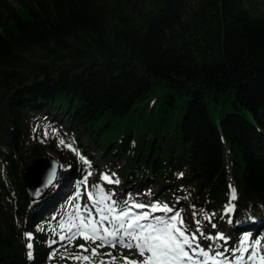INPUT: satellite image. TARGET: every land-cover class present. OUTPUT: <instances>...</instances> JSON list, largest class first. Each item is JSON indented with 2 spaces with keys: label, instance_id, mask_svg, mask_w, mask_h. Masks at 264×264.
<instances>
[{
  "label": "trees",
  "instance_id": "16d2710c",
  "mask_svg": "<svg viewBox=\"0 0 264 264\" xmlns=\"http://www.w3.org/2000/svg\"><path fill=\"white\" fill-rule=\"evenodd\" d=\"M14 1L17 9L0 0V264L87 262L63 242L58 219L41 212L55 188L30 203L20 175L65 144L75 155L64 174L79 178L89 166L96 199L99 187L118 207L188 208L204 237L225 235L201 237L212 256L259 232L264 257V14L254 15L250 0ZM156 85L167 92L154 110L144 99ZM178 97L186 98L181 116ZM138 102L142 123L119 132ZM101 253L90 264L125 257L113 247Z\"/></svg>",
  "mask_w": 264,
  "mask_h": 264
},
{
  "label": "snow or ice",
  "instance_id": "6c2138e0",
  "mask_svg": "<svg viewBox=\"0 0 264 264\" xmlns=\"http://www.w3.org/2000/svg\"><path fill=\"white\" fill-rule=\"evenodd\" d=\"M102 179L107 183H119L118 180L113 181L106 175L102 176ZM98 194L99 199H95L89 193V200L93 201L92 208L95 209L96 216H93V212L87 204L84 206L87 217L80 215V208L77 205V218L80 223L72 225V228H76L77 231L69 237L62 236L61 239H75L76 235L80 234L85 240L91 239L93 243L100 240V247L105 244L115 247L119 243L121 247L129 249L135 247L141 256H144L145 253L149 254L143 261H131L124 257V264H198L194 259L195 256L208 257V252L201 248L197 240V234L200 236L204 234L199 227L195 232H190L179 211H175L171 216H154L152 214L157 211L167 214L173 212V209L166 204L162 206L160 204L144 205L128 201H124L123 206L118 207V203L112 199V194H104L103 189L99 187ZM231 199H236L234 189ZM101 204L104 206L101 207ZM134 209H147V211L134 212ZM228 211H231V208ZM193 215L195 216V213ZM195 223L199 225L200 221L196 220ZM212 226L215 227V224ZM61 227L63 228L64 225ZM69 231L71 232V228ZM110 237L111 239H109ZM204 238L226 239L222 234ZM29 239H31L30 236ZM28 247L31 248L32 245L29 244ZM80 247L84 248L83 245ZM84 250L87 251L86 248ZM92 254L96 255L95 249L92 250ZM220 255L223 253H216V256ZM77 259L88 260L89 258L85 256L77 257ZM211 259L215 264V256ZM240 259L242 260L243 257ZM249 259H252V256ZM114 260L115 258H113ZM101 264L104 262L101 261ZM202 264H207V260ZM261 264H264V257H261Z\"/></svg>",
  "mask_w": 264,
  "mask_h": 264
},
{
  "label": "rangeland",
  "instance_id": "374dc122",
  "mask_svg": "<svg viewBox=\"0 0 264 264\" xmlns=\"http://www.w3.org/2000/svg\"><path fill=\"white\" fill-rule=\"evenodd\" d=\"M7 3L13 9H17V7H18L17 3L14 0H7ZM245 6L251 7L252 13L256 16H262L264 14V0H250L249 2H247L245 4ZM166 92H167L166 88H163L159 85H156L153 87L149 97L144 99V102H146L149 105V107L151 106V104L153 102H155L154 110H156L158 108V105L161 104V101L163 100V96H164V94H166ZM185 104H186V98L185 97H178L176 99V106H175L176 115H177V113L180 112V116H181V114L184 112V105ZM137 106H138V111H134L131 114H128L119 123V125H118V131L119 132H122V130L124 129V126L130 127L132 129H136L138 123L139 122L142 123L145 115L143 114V115L139 116V114H140L139 113L140 112V110H139L140 109V103L139 102L137 103ZM80 145L82 147H86L87 141L85 139H82L80 141ZM63 148H64L63 151H65L63 154L62 153L59 154L56 151L51 150V149L46 150V153L49 156H45V157L59 161L60 167L58 169L56 179H55L54 183L52 184V186L48 189V191L53 187L55 189L52 192V194L50 195V197L44 202V204H42L41 212L47 213V215H48L47 217H49L51 219L52 218L58 219L57 222L60 226V230L62 231L61 236L69 237V236H71V234L73 232L77 231L76 228H72L71 232L69 231V228H71V227H70L68 222L71 220V217L74 220L73 224L79 225V223H80L79 219L77 218V205H79V208H80V215L87 217V212H84L83 202H84V200H86L92 207L93 201L89 200V193H90V189H91L90 167L89 166H85V167L83 166L84 167L83 171H84L85 175L83 176V174H82V175H80L79 178H73L70 174L68 176L66 174H64V172H63L64 169H63L62 163L66 162L68 159H73L75 154H74V147H72L68 144H65L63 146ZM89 156L93 159L94 164L96 166H98L100 169H103L105 167L104 162L99 158L100 154L96 150H91ZM123 163H124V160L121 161V164H123ZM99 178L103 181L104 184L109 185L106 181H104L102 179V175L99 176ZM75 179H76L77 183L75 185H73L72 181ZM157 190H158L157 184H155L154 185V192H157ZM56 194H57V196H56ZM66 194L71 196V200L65 199ZM77 194H79V195H77ZM231 196H232V191L229 194L228 203L226 204V206L223 209V214L225 216H227V220L224 222V227H223L224 230L227 229V223L229 221V214L232 212L233 205H234V202L236 200V199L232 200ZM30 203H33V202L30 200ZM34 203H36V202H34ZM53 204H54V206L58 207L57 216H54V214L52 212V205ZM229 208H231V211H228ZM133 211L134 212H140V211H146V210L134 209ZM177 211L180 212V214L183 217L184 222H185V224H186V226L190 232H195L197 227H199L200 231L203 232L204 228L201 225L202 221H200L199 225H197L195 223V221L198 219H196V217L193 215L192 212H190L188 210V208H181L179 206ZM158 212L162 213L160 211H157L156 213H158ZM173 213L171 215H173ZM94 214L96 216V212ZM163 214H164V212H163ZM213 214H215V213H213ZM203 217L206 221L208 220V219H206L207 216H203ZM61 225H64V227L62 228ZM258 235H259V232H256L252 237L246 238L244 244L242 243L243 245H241L236 252H233L234 251L233 250L229 255H226V256H224V255L216 256V254H215L214 255L215 256V264H261V258H260V255L258 253V245H257ZM223 236L225 237V235H223ZM201 237L202 236L197 234L198 243L200 244V246L202 248L203 244H204L203 247H205V246H207V243L202 242L203 244L201 245V242H200ZM109 239H111V237ZM125 239L127 240L128 238H125ZM62 240L64 243L66 242V243L77 244V246H79V248H81L80 247L81 245L84 246V248H81L82 250H81L80 256L81 257L87 256L89 258L88 260H84V261H87V262H84V264H86V263L90 264V262H93V263L95 262V259H92L90 256L92 254L93 249L96 250V255H97V253L100 252V255L98 256L100 258L102 255L101 249L106 250L108 247L112 248L111 246H108V244H105L104 246L100 247L99 246L101 244L100 240H97L95 243H93V241L91 239L85 240L83 238V236L80 234L76 235L75 239H71V240L62 239ZM223 240H225V239H223ZM210 242L213 243L214 239L210 240ZM218 246L219 245H216V247H218ZM85 248L87 249V251L84 250ZM113 248L116 249L117 253H122L120 255L121 257L125 256L128 258V260H131V261H143L144 258H146V256L149 255L148 253H145V255L143 257L139 254V252L137 251V249L135 247H133L131 249L126 248V247H121L119 245V243H117L116 246ZM219 248H220L221 252H223L224 247L220 245ZM245 249H247V250H245ZM253 253H254V255H253ZM250 256H252V259H249ZM212 257L213 256L209 255V253H208V257L197 255L194 257V259L198 262V264H202V262H204L205 260H207V264H214L213 260L211 259ZM241 257H243L242 260L240 259ZM226 259H228V261H229L228 263H224ZM80 260H83V259H80ZM201 260H203V261H201ZM103 262H104V264H124V259L122 260L121 263H119V261H113L112 258L109 257L108 259H105ZM98 264H101V262Z\"/></svg>",
  "mask_w": 264,
  "mask_h": 264
},
{
  "label": "water",
  "instance_id": "95a60500",
  "mask_svg": "<svg viewBox=\"0 0 264 264\" xmlns=\"http://www.w3.org/2000/svg\"><path fill=\"white\" fill-rule=\"evenodd\" d=\"M60 162L48 157L34 159L29 165L20 168V175L29 199L40 201L54 183Z\"/></svg>",
  "mask_w": 264,
  "mask_h": 264
},
{
  "label": "bare ground",
  "instance_id": "6f19581e",
  "mask_svg": "<svg viewBox=\"0 0 264 264\" xmlns=\"http://www.w3.org/2000/svg\"><path fill=\"white\" fill-rule=\"evenodd\" d=\"M56 196H57V194H56ZM55 196V197H56ZM69 223V225H70V227H71V229H72V225H73V223H74V220H73V218L71 217V220L68 222ZM144 257V256H143ZM145 259V258H144Z\"/></svg>",
  "mask_w": 264,
  "mask_h": 264
}]
</instances>
